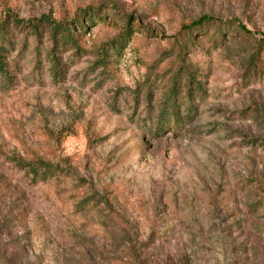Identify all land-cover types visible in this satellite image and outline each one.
I'll return each instance as SVG.
<instances>
[{
	"label": "rangeland",
	"instance_id": "obj_1",
	"mask_svg": "<svg viewBox=\"0 0 264 264\" xmlns=\"http://www.w3.org/2000/svg\"><path fill=\"white\" fill-rule=\"evenodd\" d=\"M108 5V24L90 16ZM82 14L81 50L27 24ZM116 17L140 28L123 50ZM202 17L251 37L225 27L183 49ZM14 19L0 264H264V0H0V24ZM34 160L59 173L34 180Z\"/></svg>",
	"mask_w": 264,
	"mask_h": 264
},
{
	"label": "trees",
	"instance_id": "obj_2",
	"mask_svg": "<svg viewBox=\"0 0 264 264\" xmlns=\"http://www.w3.org/2000/svg\"><path fill=\"white\" fill-rule=\"evenodd\" d=\"M109 8H112V5H108L106 8H104L102 13L91 12L90 16H96L98 20H101L100 22L108 24L107 18L109 17ZM86 15L87 14L77 15L76 18L68 24L55 23L49 19L33 20L27 24L35 34H39L41 28H46L57 47L62 46V48L67 50H81V33L85 29L86 22V20H81V17L82 19H85ZM110 22L117 24V28H120L119 25L122 24L121 19H117V17L111 19ZM133 22V17H129L122 28H120L124 30L120 32L119 37L114 41V44H117V46L120 47L118 50H123L135 33H140L139 25L135 26ZM25 23L26 22L24 21L14 19L13 25L15 27H10L12 26V23L10 25V22H4L3 24H0V74L6 73V64L4 59L9 52V49L14 45L10 39L13 31L16 28L22 27ZM234 26L235 24L231 22H223L217 18L202 17L196 21L183 25L178 42L183 49H187L191 47V45L195 44V38L197 36L198 38H203L210 30L212 32V37L210 40L215 44L224 40L223 30L225 27L234 29L231 31H235L234 33L236 34L242 35L244 37H251V33L247 30V28L243 26ZM153 33V31H149L147 34L149 35ZM109 46L114 49L112 45ZM117 52L118 51H116V55L114 57L119 56ZM101 57L102 58L98 63L99 68L103 70H111L113 65L112 58L106 53L101 54ZM168 108H175V106ZM168 113L171 114V111H168ZM21 168L33 176L34 180H45L47 176H53L59 173V169L57 167H54L52 164L43 160L31 161L28 164L21 165Z\"/></svg>",
	"mask_w": 264,
	"mask_h": 264
}]
</instances>
